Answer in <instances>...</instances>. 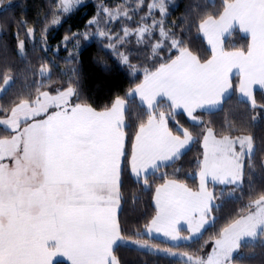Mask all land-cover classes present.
<instances>
[{
	"label": "trees",
	"instance_id": "obj_1",
	"mask_svg": "<svg viewBox=\"0 0 264 264\" xmlns=\"http://www.w3.org/2000/svg\"><path fill=\"white\" fill-rule=\"evenodd\" d=\"M152 0H83L69 12L58 9V0H0V118L7 116L19 102H33L42 92L55 93L66 88L74 92L76 103L95 110L106 109L117 98L125 101L124 150L119 177L118 228L124 241L112 254L118 264H191L162 248L195 255H206L213 241L232 221L251 209L254 200L264 197V90H256L252 101L237 96V77L232 91L220 107L195 113L190 121L174 111L165 100L151 108L144 107L129 90L145 75L167 63L181 50H188L199 61L211 56L200 31L208 17L218 16L231 0H165L166 14L158 9L149 12ZM115 8V20H108L102 7ZM138 6V7H137ZM137 7V9H136ZM95 18L93 23L91 19ZM160 19V21H159ZM155 21L141 37L128 34L143 21ZM162 26V27H161ZM166 31L162 36L160 29ZM121 38L115 47L107 34ZM66 35L76 37L71 51L62 47ZM22 40V51L18 50ZM249 37L238 28L224 38L223 48L246 51ZM46 68L48 74L41 70ZM166 114L171 131L191 136V145L175 160L158 167L142 179L134 178L129 168L131 144L138 128L152 115ZM207 130L218 136L247 134L254 145L244 157L242 182L239 185L212 184L213 204L210 222L200 234L177 244L148 236L144 229L155 214L153 187L165 179H175L188 187L198 186L197 173L203 156L202 139ZM211 183H209L210 185ZM127 240L146 244L136 245ZM233 264H264V225L255 238L244 240L231 256ZM53 264H69L56 260Z\"/></svg>",
	"mask_w": 264,
	"mask_h": 264
},
{
	"label": "crops",
	"instance_id": "obj_2",
	"mask_svg": "<svg viewBox=\"0 0 264 264\" xmlns=\"http://www.w3.org/2000/svg\"><path fill=\"white\" fill-rule=\"evenodd\" d=\"M234 28L249 37L246 51L223 48L224 38ZM200 31L211 50L207 60L199 61L188 50H181L147 73L129 90V95L146 108L165 100L174 111L196 121V112L221 106L232 91L234 76L241 99L252 101L256 90H264V0H231L218 16L203 20ZM69 92L67 99L51 105L54 110H49L47 116V120L58 117L62 122L60 128L52 127L59 133L52 138L53 147L43 151L47 182L20 186L23 202L18 219L21 228L25 227L26 238L17 241L21 253H25L18 264H53L59 259L69 264H118L112 249L124 241L118 228V184L125 101L117 98L110 107L95 110L76 103L73 92ZM59 93L42 92L39 98ZM165 117L160 111L136 131L129 158L134 178L142 179L172 162L191 145L192 138L186 130L182 134L171 131ZM247 138L244 134L218 136L207 130L202 139L198 183L202 172L206 183L242 179L244 157L249 155ZM211 169H217L218 174L211 176ZM198 196L197 189L172 178L155 185L152 202L156 210L145 234L163 239L176 233L187 236V220H197L202 214ZM186 200L196 207L185 206ZM35 203L40 204L36 209ZM29 221L36 224L30 225ZM39 237L43 240L38 241ZM33 246L43 258L29 259Z\"/></svg>",
	"mask_w": 264,
	"mask_h": 264
},
{
	"label": "rangeland",
	"instance_id": "obj_3",
	"mask_svg": "<svg viewBox=\"0 0 264 264\" xmlns=\"http://www.w3.org/2000/svg\"><path fill=\"white\" fill-rule=\"evenodd\" d=\"M142 1L143 0H139V3ZM82 2L83 0H58V9L61 10V12L67 13ZM166 3L167 2L165 0H152L149 4L148 10L152 13L155 9H158L161 15L164 16L166 14ZM102 9L105 11L107 15L106 18L108 20H115L119 15L116 11V7L108 8L103 6ZM94 20L95 18L91 19V23H93ZM154 23V20L150 23L143 21L142 24L135 30H126L124 34L128 35L133 33L134 35L141 37L150 26L154 25ZM161 27L159 29L161 35L163 36L166 31H162ZM104 34H107L110 39H113L116 35V33H98L100 36H104ZM76 40V37L66 35L63 39L62 47L71 51V45L77 44ZM120 41L121 38H115L113 41L108 42V46L113 48L119 44ZM22 47L23 42L22 40H19L18 50L20 52L22 51ZM41 72L43 74H48V70L46 68L41 70ZM10 80L11 79L9 77L4 80V83L0 87V93L2 92V88L9 84ZM66 89H63L66 90L63 93H59L60 91L55 93L45 92L49 94H59L54 96H42L40 98L38 96V98L32 103L19 102L12 107L7 116L0 118V264H18L25 258V253H21V247L17 242L20 239H23V237L26 238L23 232L25 231V227L23 226L21 228L22 224L18 219L19 212L22 210L20 203L23 202V197L20 193V186L21 183L32 184L47 182V174L44 172L43 168V151L45 147H53L54 139L52 138L58 137L59 133L55 132V129L52 127H59V125H62V122L58 119V117L47 120V116L49 114V110H54V108L51 107L53 103L68 98L70 95L69 91H72V89ZM44 111L45 113L42 114ZM209 131L213 133L212 130ZM244 135H246L248 137L247 139H249L247 140L249 141V145L248 142H246L245 148L247 146V152L251 154L253 152L254 145L249 135ZM207 155L210 158L212 153L209 152ZM200 174L201 183H198V186L195 189L199 192L198 197L200 203H198V207L201 205L200 212L202 211V214L199 215L197 220H187V236L179 233H176L173 236L171 235L166 239L170 243L177 244L189 241L200 234L203 228L210 222L209 211L214 201L213 189L211 185L227 184L212 182L209 185V183H206V181L202 178L203 172ZM217 174V169H211V176H215ZM232 182V184L239 185L241 184L242 179ZM195 205L196 204L194 203L188 204L187 201V205L185 206L195 208ZM38 206H40V204H34L35 209ZM41 206L43 207L44 204ZM190 210L191 209H189V211ZM29 224L35 225L36 222L29 221ZM263 225L264 197H259L254 200L251 209L232 221L223 229L220 236L213 241V245L206 255H195L158 247L153 249L156 251L163 250L169 252L174 256L183 258L191 264H233L231 262V256L237 251L240 243L244 240L255 238L262 229ZM145 230L146 229H144V232ZM16 233H20V236ZM42 240V237L38 238V241ZM127 242L140 246H146L145 243L138 240H127ZM36 249L37 246L32 247L29 259H33L34 256L39 257V253ZM39 258H43V256H40Z\"/></svg>",
	"mask_w": 264,
	"mask_h": 264
}]
</instances>
